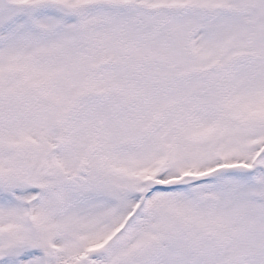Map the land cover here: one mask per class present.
Here are the masks:
<instances>
[{
    "label": "snow or ice",
    "instance_id": "1",
    "mask_svg": "<svg viewBox=\"0 0 264 264\" xmlns=\"http://www.w3.org/2000/svg\"><path fill=\"white\" fill-rule=\"evenodd\" d=\"M0 264H264V0H0Z\"/></svg>",
    "mask_w": 264,
    "mask_h": 264
}]
</instances>
